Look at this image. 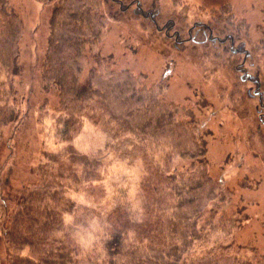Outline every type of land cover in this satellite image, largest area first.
Returning <instances> with one entry per match:
<instances>
[{
	"label": "trees",
	"instance_id": "obj_1",
	"mask_svg": "<svg viewBox=\"0 0 264 264\" xmlns=\"http://www.w3.org/2000/svg\"><path fill=\"white\" fill-rule=\"evenodd\" d=\"M38 1L54 5L40 74L43 106L53 103L64 115L68 143L85 120L140 140L142 210L115 206L92 249H83L65 223L76 207L68 192L100 193L95 184L104 164L72 145L60 154L42 151L44 161L32 166L31 181L2 186L7 129L26 121L21 106L28 102V69L20 52L24 20L11 0H0V229L7 264H264V254H247L257 250L252 241L241 240L236 186L215 169L214 132L202 123L209 100L172 101L167 73L150 81L123 65L118 46L125 58L131 43L122 44L120 36L108 47L114 0ZM170 1L186 7L184 0ZM221 10L231 11L230 1ZM240 188L247 190L248 182Z\"/></svg>",
	"mask_w": 264,
	"mask_h": 264
},
{
	"label": "rangeland",
	"instance_id": "obj_2",
	"mask_svg": "<svg viewBox=\"0 0 264 264\" xmlns=\"http://www.w3.org/2000/svg\"><path fill=\"white\" fill-rule=\"evenodd\" d=\"M114 1L110 8L116 20L108 44L115 45L120 36L122 44L131 43L124 49L125 58L118 46L123 65L147 75L150 81L167 73L166 96L172 101L201 96L209 100L202 123L214 132L210 152L217 163L215 169H221L230 187L236 186L234 206L243 211L241 240H251L257 249L247 254H264V0H228L229 12L221 10L225 0H184L186 9L173 7L170 0ZM11 4L24 20L20 52L28 69L23 94L28 102L21 106L24 124L7 129L1 184L6 188L8 181L17 188L31 181L32 166L43 159L42 151L60 154L72 145L100 160L103 176L95 184L101 187L100 193L68 192L76 207L65 216L77 242L89 250L115 206L141 213L140 140L134 135L118 136L87 120L72 143L64 140V115L53 109V103L43 106L40 93L54 5L38 0H11ZM197 26L211 32L203 34ZM243 180L248 182L247 190L240 188ZM1 235L0 229V264H7Z\"/></svg>",
	"mask_w": 264,
	"mask_h": 264
},
{
	"label": "flooded vegetation",
	"instance_id": "obj_3",
	"mask_svg": "<svg viewBox=\"0 0 264 264\" xmlns=\"http://www.w3.org/2000/svg\"><path fill=\"white\" fill-rule=\"evenodd\" d=\"M197 27H198V26H197ZM167 29H168L167 31H170L169 29H171V27H170V28L167 27ZM194 29H195V27H194ZM197 29H198V30H201V27H198ZM192 30H193V29H192ZM195 30H196V29H195ZM204 31L208 33V31H210V30H209L208 27H206V28H204V29L201 30V33L203 32V34H204ZM191 32H192V31H190V35H191ZM210 32H211V31H210ZM198 34H200V33H198ZM176 39H177V40L180 39L179 35L176 36ZM232 41H234V39H232ZM232 43H234V42H232ZM238 53H239V52H238ZM261 96H262V95H261Z\"/></svg>",
	"mask_w": 264,
	"mask_h": 264
}]
</instances>
